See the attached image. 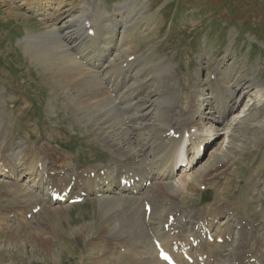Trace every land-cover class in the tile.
Here are the masks:
<instances>
[{
	"label": "bare ground",
	"instance_id": "obj_1",
	"mask_svg": "<svg viewBox=\"0 0 264 264\" xmlns=\"http://www.w3.org/2000/svg\"><path fill=\"white\" fill-rule=\"evenodd\" d=\"M93 1L95 7L90 0H79L75 6L66 0H10L17 8L33 11L45 23L38 33L26 34L24 53L28 52L31 60L44 69L42 80L61 97L64 108L106 148L108 163L101 161L90 167H80L65 151L55 147L50 150L49 137L44 144L27 143L21 140L22 137L10 140L11 120L0 97V177L13 178L12 181L2 180L0 184L1 193L12 198H9L12 202L7 208H0V225L9 229L15 221H20L23 213L28 212H24L25 209L39 205L40 210L32 215L34 226L41 225L48 234H56V220H50L51 223L47 217L62 214L68 210L69 204L52 203L51 190L63 191L67 184H72L71 198L85 192L98 207L100 225L96 232L100 242L97 240V243L102 249L103 261L105 254L118 260L122 254L115 251L116 247H124V251L129 252L125 253L122 264H165L159 261L152 238H158L169 249L173 240L187 241L191 235L198 237L202 224L206 223L214 239L223 238L225 246L235 243L231 249H223L215 241L200 240L192 251L206 254V264H264V201L258 200L264 190V180L254 181L253 174L249 175L248 182L242 183L239 191V204L224 201L227 197L224 199L223 194L227 196L230 191L226 180L223 186L213 190L212 202L207 206H197L193 200L195 185L191 182L194 180L205 188L213 186L215 179L229 172L231 164L245 153V149L252 147L254 138L251 133L238 140L240 127L232 129L227 146L213 155L214 164L205 173L184 182L183 189L179 184L181 177L179 183H175L174 178V169L182 161L177 158L175 150L183 133L196 127L197 120L207 122L213 130L225 128L226 120L241 95L240 90H244L237 81L238 76L232 79L221 71L227 56H223L215 67L213 88L207 96L200 84V66L196 65L190 95L181 98L183 92L176 86L183 79L178 76L176 63L170 60V56L155 61L154 46L140 53L134 51L135 39L150 29L156 13L144 19L148 25L146 28L131 31L125 24L126 15L136 11L137 0H123L116 4L113 12L106 10L102 0ZM148 2H140L139 9L142 10ZM75 8H78L77 12ZM86 21L92 35L87 33ZM232 35L233 31L224 54L232 51ZM129 56L134 60L128 61ZM115 58H121V61ZM203 58L199 55L197 60ZM259 81V73L253 69V76L247 82L259 86ZM262 87L264 89V85ZM259 104L261 115L264 114V102ZM46 110L54 113L55 104L47 102ZM245 117L244 120L248 118ZM256 123L249 132L257 126L262 131V122ZM171 129L179 133L178 138L172 137ZM236 142L239 143L236 145ZM199 144L202 141L191 145L193 157L200 155ZM91 172L93 177L89 175ZM25 176L27 181L19 182ZM123 178L133 180L130 188L123 185ZM147 180L149 185H144ZM133 189L136 194L132 193ZM44 191L50 194L49 197L43 194ZM243 194H246L245 199ZM250 200H258L262 206V213L253 211L257 213L254 220H248L245 213L244 206ZM145 201L151 205L147 217ZM190 201L196 204L193 208L186 206ZM40 214L43 216L41 220ZM172 214L171 227L177 233L170 235L163 230V225ZM33 221H25L22 226ZM32 231L35 235L31 241L50 251V241H42L35 227ZM88 231V224L77 228L80 238ZM14 232L18 233V229ZM232 234L236 237L233 243H226L225 238ZM109 236L114 239L111 245L115 250L110 247L111 241L105 240ZM106 241L109 248L105 246ZM96 260L99 263L98 257Z\"/></svg>",
	"mask_w": 264,
	"mask_h": 264
},
{
	"label": "rangeland",
	"instance_id": "obj_2",
	"mask_svg": "<svg viewBox=\"0 0 264 264\" xmlns=\"http://www.w3.org/2000/svg\"><path fill=\"white\" fill-rule=\"evenodd\" d=\"M122 1L102 0V3L106 10L113 12L116 4ZM137 1L136 11L126 15L127 28L131 31L140 27L144 29L148 26L144 19L151 13H156V16L150 27L151 30H147L143 35L140 33L135 39L137 44L134 51L139 53L149 46H154L155 61L159 57L169 55L170 60L176 63L175 70L178 76L183 79V82H179L176 86L183 92L180 94L181 98H188L190 95L188 93L193 82L194 68L199 66L200 84L205 88V96H207L210 88H213L208 73L214 72L225 55L227 57L221 71L232 79L238 76L237 81L244 90H240L241 95L233 113L226 120L227 125L223 129L213 130L207 122L197 120L200 135L196 133L195 136L205 140L211 139L213 143H208L206 154L194 169L185 174L178 171L175 183H179L181 179L182 182L179 183L181 186L178 185L183 189L184 182L188 183L191 178L205 173L215 162L213 155L227 146L232 129L240 127L237 139L251 133L255 140L252 142V147L244 150L245 153L231 164L232 169L225 173L226 175L221 174L215 179L213 186L208 187L207 193L199 194L197 192L199 184L194 180L191 181L195 185L194 201H202L201 204L207 205L213 198V190L223 186L227 180V190L230 191L227 196L223 194L224 199L227 197L224 201L239 204V191L243 187L242 183L248 182L249 175L253 174L254 181L264 179V128L261 131L257 126L254 131L249 132L258 121L264 126V114L260 115L258 110L260 101L264 102L262 87L264 85V0H149L142 10L139 7L145 0ZM66 2L75 6L79 0H66ZM90 2L95 7L96 2L93 0ZM67 7L68 5L64 8ZM77 11L78 8H75V12ZM44 24L33 11L17 8L10 0H0V97L3 100L1 104L6 108L11 120L12 132L9 138L14 140L22 137L21 140L24 142L34 143L38 140L44 144L48 142L49 137L50 143L53 144L48 143L50 150L54 146L63 148L77 164L93 166L101 161L107 162L106 148L101 146L102 144L96 141L91 132L84 129V125L64 108L61 97L55 95L42 80L44 69L31 60L28 52L24 53L23 43L26 34L38 33ZM231 31L234 32L230 44L232 51L230 54H224L226 46L229 45ZM199 55H203L204 58L197 60ZM124 57L125 54L122 55V58ZM115 59L121 61V58ZM253 69L259 73V86L247 82L253 76ZM47 102L55 104L54 113L46 110ZM245 116L248 118L244 120ZM155 130L157 131V128ZM237 143L239 142H236V145ZM36 144L40 143L36 142ZM193 170L195 171L192 175L187 177ZM2 180L0 178V184ZM2 190L3 188L0 187V208H7L12 198L4 196ZM262 194L261 197L258 196V200L264 201V190ZM244 195L246 194L242 195L243 199L246 197ZM205 197H209V200H205ZM258 200L248 202L247 210L250 214L254 213V210L260 212ZM187 206L192 208L194 205L189 202ZM65 212L47 217L49 221L56 220V234H48L41 225L34 226L33 220L30 222L31 225L28 223L24 227L22 224L25 222L20 224L19 221L12 227L9 226L10 230L0 229V264H107L108 260H110L108 264H122L125 261V253L122 250L119 251L122 254L119 261L107 254L105 260H102V249L97 243L99 234L97 235L96 232L100 225L98 207L90 201V198L79 205H69ZM42 217L40 214L39 220ZM85 224L89 225L88 234L80 238L77 228ZM34 227L41 235L42 241H50V251L31 241V237L35 235L32 231ZM15 229H18V233L14 232ZM105 240L111 241L110 247L113 249L111 245L114 242L113 237H105ZM108 245L106 241L105 246ZM233 245L235 246V243L223 249H231ZM96 257L99 258V263Z\"/></svg>",
	"mask_w": 264,
	"mask_h": 264
}]
</instances>
